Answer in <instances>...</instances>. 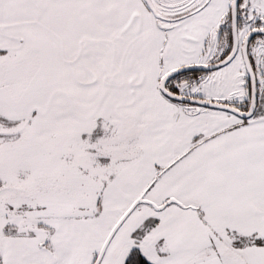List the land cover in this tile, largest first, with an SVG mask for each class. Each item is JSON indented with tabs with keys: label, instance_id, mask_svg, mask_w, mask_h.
I'll return each mask as SVG.
<instances>
[{
	"label": "snow or ice",
	"instance_id": "snow-or-ice-1",
	"mask_svg": "<svg viewBox=\"0 0 264 264\" xmlns=\"http://www.w3.org/2000/svg\"><path fill=\"white\" fill-rule=\"evenodd\" d=\"M0 264H264V0H0Z\"/></svg>",
	"mask_w": 264,
	"mask_h": 264
}]
</instances>
